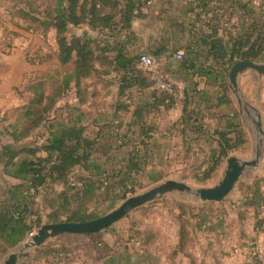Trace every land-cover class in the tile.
Returning <instances> with one entry per match:
<instances>
[{
  "label": "crops",
  "instance_id": "1",
  "mask_svg": "<svg viewBox=\"0 0 264 264\" xmlns=\"http://www.w3.org/2000/svg\"><path fill=\"white\" fill-rule=\"evenodd\" d=\"M143 3L145 5L139 10L141 15L135 17L129 30L118 33L116 42L124 46L131 56L147 54L153 57L154 68L145 69L136 60L133 66L141 73H129L136 85L123 91H120V76L116 73L94 81L87 80L89 86L94 85L95 97H90V102L94 104L91 106L89 102L80 105L75 94L70 93L59 102L51 117L52 122L86 128V134L90 137H95L102 130L99 136L101 144L93 154V169L85 172L76 168L73 173L74 177L92 176L98 183L100 195H103L101 184L105 178L121 173L127 155L134 149L141 150V161L146 159L147 166L144 172L133 178L152 183L153 178L160 177L168 160L174 154L179 156L184 150V140L191 141L192 155L195 158L200 159V162H209L217 148V132L229 133L228 137L235 142L237 132L242 130L247 136L248 149L250 128L245 127L243 115L250 118L248 108L254 111V125L256 122L261 124L264 117V76L254 71H247L240 76L239 94L242 104H239L229 83L230 69L236 63L229 64L232 50L238 49L243 43L245 45L242 47L261 45L264 33V0H143ZM218 53H224L223 57L220 58ZM178 54L182 55L181 60L177 59ZM186 59H189L191 66L183 63ZM256 63H264V53ZM199 68L205 69L204 72L197 71ZM156 78L173 82L180 93L179 101L169 110L163 106L158 110L151 108L153 90L146 84L150 80L155 83ZM254 81L260 82V109L252 106L246 97L249 94L248 88ZM0 83L4 84L3 77H0ZM24 83L20 78L16 85ZM225 87L228 88L227 93L224 91ZM11 96L16 98L17 95L11 92ZM187 98V113L190 118L185 121L182 120L183 106ZM223 99L230 102H222ZM136 114L142 117L138 119ZM5 122L0 121V148L2 145L12 144L3 134L7 126ZM47 128L48 124L38 129L26 143L40 145L45 141ZM40 133L43 135L40 136ZM262 137L259 132L258 148L262 146ZM234 153L236 152L228 158L237 157ZM227 159L224 162L225 168ZM20 183L18 179L5 176L0 165V194H4L6 187ZM72 185L82 187L77 181H73ZM63 188L62 185L56 186L57 192H61ZM35 200L40 204L44 219L53 212L44 194L41 193ZM191 224L193 227V217ZM173 228L172 244L166 251L159 252H154L147 237H144L145 234L148 235L147 231L140 236L138 233L109 227L91 235H62L50 239L38 249L50 243L55 251L60 249L65 253L49 255L36 264H191V256L200 264L194 248L189 250L191 256L177 253L174 259L170 258L179 242L176 218ZM22 244L9 250L7 255L3 254L0 247V263ZM38 249L32 251L30 256Z\"/></svg>",
  "mask_w": 264,
  "mask_h": 264
},
{
  "label": "trees",
  "instance_id": "2",
  "mask_svg": "<svg viewBox=\"0 0 264 264\" xmlns=\"http://www.w3.org/2000/svg\"><path fill=\"white\" fill-rule=\"evenodd\" d=\"M144 5L143 0H55L52 11L46 10L40 13V17L29 19L36 23L37 30L53 32L55 35L57 47L54 53L51 56H39L38 63L54 57L62 72L56 74L49 71L30 78L21 89H14L24 105L20 108V119L3 130L12 144L1 146L0 165L5 176L18 179L21 183L6 187L4 194H0V247L4 255L28 240L30 233L37 232L44 225L82 223L98 219L102 217L99 212L104 204L110 205L112 210L120 200L135 194L139 188L137 186L141 180L133 177L145 171L147 162L146 159L141 161V150L138 149L127 155L121 173L105 178L101 184L103 195H100L98 183L92 176L74 177L76 168L85 172L93 169V154L101 144L99 136L102 130L95 137H90L86 134V128L52 122L51 117L59 102L70 93L75 94L80 105L89 103L90 97H95L94 85L90 87L87 80L94 81L116 73L120 76V91L136 85L129 73H141L133 66L139 54L129 55L124 46L116 42V38L119 32L131 28L132 21L141 15L139 10ZM78 29L83 30L81 35L75 34L74 30ZM243 45L245 43L229 54L230 65L239 61L259 60L264 53V33L259 47L254 44L250 47H242ZM223 55L224 53H218L220 58ZM183 63L192 65L189 59ZM204 70L197 69L200 73ZM146 85L153 90V110H158L160 106L169 110L174 106V100L167 93L158 91L152 80ZM224 91L227 93L228 88L225 87ZM222 102L230 101L223 99ZM93 104L90 102L91 106ZM188 107L187 98L182 120L190 118ZM136 117L139 119L142 116L136 114ZM26 121H29V125L23 129ZM47 124L45 141L40 145L26 143L38 129ZM216 135L217 148L214 155L209 162L199 161V167L193 168L195 175L191 179L198 183L211 180L212 174L220 169L230 154L247 149V136L242 130L237 132L235 142L228 137L227 132H217ZM177 157L182 158V163L190 160L198 162V158L192 155L191 141L184 140V150ZM172 160L176 161L174 158ZM164 177L162 171L159 178L152 179V183L160 182ZM73 181L81 183L82 187H75L72 185ZM57 185L64 187L61 192H57ZM41 193L48 200V206L53 209L45 219L40 204L35 200ZM174 208L177 210L175 218L179 225V242L170 254L171 259L177 253L191 256L189 250L194 247L195 241L191 230L194 207L176 202ZM151 238L153 237L148 236L147 242ZM98 244L101 245L100 242ZM52 247L49 243L20 264H36L49 255L65 253L60 249L55 251ZM190 259L191 264H198L195 257L191 256Z\"/></svg>",
  "mask_w": 264,
  "mask_h": 264
},
{
  "label": "rangeland",
  "instance_id": "3",
  "mask_svg": "<svg viewBox=\"0 0 264 264\" xmlns=\"http://www.w3.org/2000/svg\"><path fill=\"white\" fill-rule=\"evenodd\" d=\"M54 7L55 0H0V77L4 78V84L0 83V121H6V125L14 124L20 119V108L24 102L16 96L14 90L21 89L23 84L16 85L20 78L26 82L49 71L56 74L62 72L54 57L38 63L39 56H51L54 53L57 47L55 35L53 32L37 30L36 23L29 20L40 17V13L46 10L52 11ZM74 32L81 35L83 31L78 29ZM259 87L260 82H252L246 96L248 102L258 108ZM8 90L14 92L16 98H12ZM248 110L251 117L244 114L243 120L245 127L250 128L249 146L234 155L243 160H252L259 149L260 161L256 167L244 170L227 197L218 202L204 203L190 195L173 192L132 211L111 227L123 232L138 233L140 236L147 231L148 235L145 234L144 237H153L148 242L151 249L154 252L166 251L174 236V219L177 215L174 205L176 202L186 203L194 207L193 250L201 264H264V135L262 146L258 148L259 132L252 122V119L256 120L255 112L250 108ZM28 122L24 123L23 129L29 125ZM261 128L264 132V117L261 119ZM173 158L176 159L175 162ZM181 160V157L174 154L164 166V174H167L165 179L158 183L141 180L136 193L127 198L167 180L183 182L192 188H211L223 179L225 164L212 174L211 180L198 183L191 178L195 175L193 168L199 167L200 159L198 162L190 160L188 163H182ZM124 200H120L112 210ZM112 210L110 205L104 204L99 213L104 216Z\"/></svg>",
  "mask_w": 264,
  "mask_h": 264
},
{
  "label": "water",
  "instance_id": "4",
  "mask_svg": "<svg viewBox=\"0 0 264 264\" xmlns=\"http://www.w3.org/2000/svg\"><path fill=\"white\" fill-rule=\"evenodd\" d=\"M247 71H254L260 76H264V63L239 61L231 67L229 72L230 89L238 99L239 104L243 103L239 94V78ZM257 116L260 118L259 114ZM256 125L259 132L264 135L260 128V122H256ZM259 157L260 151L258 150L255 159L252 160H243L237 157L228 158L223 179L218 185L211 188H192L183 182L167 180L143 193L127 198L114 210L98 219L82 223L64 222L44 225L32 238L26 240L18 250L10 253L0 264H20L31 255L32 251L40 248L50 239L62 235H91L106 230L132 211L173 192L190 195L204 203L221 201L230 194L247 167L258 165Z\"/></svg>",
  "mask_w": 264,
  "mask_h": 264
},
{
  "label": "built area",
  "instance_id": "5",
  "mask_svg": "<svg viewBox=\"0 0 264 264\" xmlns=\"http://www.w3.org/2000/svg\"><path fill=\"white\" fill-rule=\"evenodd\" d=\"M177 59L181 60L182 55L178 54ZM138 61L143 68L148 69V70L154 68L155 66V60L153 59V57L147 54H139ZM154 81H155V88L158 91L167 93L174 100V102L179 101L180 93L173 82L165 81V80L157 79V78L154 79ZM36 233L37 232L35 231L30 233L28 240L32 238Z\"/></svg>",
  "mask_w": 264,
  "mask_h": 264
}]
</instances>
